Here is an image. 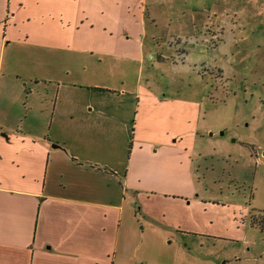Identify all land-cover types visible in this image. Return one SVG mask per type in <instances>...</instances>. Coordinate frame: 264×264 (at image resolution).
<instances>
[{"label":"crops","instance_id":"crops-1","mask_svg":"<svg viewBox=\"0 0 264 264\" xmlns=\"http://www.w3.org/2000/svg\"><path fill=\"white\" fill-rule=\"evenodd\" d=\"M181 11L180 21L191 26L199 21L201 30L182 34L188 49H175L173 57L171 46L161 45L162 33L147 31L146 20L155 23L166 15L173 22ZM262 15L230 11L228 0H0V264H164L139 254L146 229L137 213L154 229L190 232L173 221L162 223L163 216L149 214L146 203L154 195L168 202L187 200L186 192L173 191H186L183 184L193 177L194 128L186 133L192 134L188 147L184 141L190 139L183 141L185 132L178 129L180 114L186 116L180 107L192 104L172 94L160 96L138 75L132 148L124 164L109 163L100 156L118 152V146L97 144L93 136L111 133L105 120L122 123L126 117L113 108L92 107L95 115L80 120L77 97L60 92L83 86L76 76L91 69L80 62L85 54L140 61L148 36L152 40L146 43L160 44L161 61L172 54L181 63L191 51L212 53L225 46L229 38L220 34L219 22L229 23L236 36L256 34L263 42L255 43L264 44ZM217 34L226 39L212 44ZM105 67L110 76L124 69ZM214 67L224 74L222 64ZM36 68L75 77L42 78ZM48 83L55 84L54 96ZM60 102L66 109L58 113ZM156 131L161 132L152 136ZM164 153V159H156ZM153 156L156 165L149 160Z\"/></svg>","mask_w":264,"mask_h":264},{"label":"rangeland","instance_id":"rangeland-1","mask_svg":"<svg viewBox=\"0 0 264 264\" xmlns=\"http://www.w3.org/2000/svg\"><path fill=\"white\" fill-rule=\"evenodd\" d=\"M240 2L245 5L240 7ZM228 7L233 12L242 8L248 14L264 15V0H228ZM179 8L183 10L186 7ZM183 15L182 11L175 13L173 22H168L166 15L155 23L146 20L147 31L162 33L165 38L161 45L165 49L171 46L173 57L178 56L175 49L189 45L182 34L187 36L201 30L199 21L193 26L180 21ZM219 25L220 34L227 35L229 39L217 34L212 44L226 39L225 46L212 53L191 51L184 63L179 59L172 60L171 55H163L165 59L161 61L160 44L155 41L153 45L146 43L152 40L151 36L145 39L144 49L148 50L141 55L140 61L85 54L80 62L91 69L79 71L81 75L76 76L83 86L74 91L70 87L62 88L60 92L61 97L66 93L77 97L82 112L78 117L80 120L95 115L92 107L113 108L114 112L119 111L118 114L126 117V124L105 120L103 126H108L111 133L93 136L97 144L107 143L109 148L118 146V152L112 150L100 156V161L109 163L120 161L124 164L132 148L134 113L139 102L136 90L138 75L143 83L148 79L154 84L150 88L160 96L172 94L192 104L180 107L186 116L182 118L180 114L178 129L185 132L183 141L190 139L184 141L185 147L193 139V177H188L186 183V177H182L186 191L181 188L173 191L177 196L186 192L187 200L168 202L162 195H154V200L146 203L149 214L163 216L162 223L173 221L190 229V232L169 233L154 229L150 220L142 219L137 213L146 229L139 254L145 255L149 261L156 259L164 264H264V230L261 229V226L264 229V44H259L263 41L256 34L243 38L236 36L229 23L227 27L222 22ZM248 45L255 48L242 49ZM147 52L150 54L146 55ZM106 63L124 65V69L116 70L110 76ZM220 64L224 74L214 67ZM63 72L58 70L55 73L54 69L48 73L42 68L35 71L36 75L52 80L66 78L69 81L75 77L73 73L67 75L66 71ZM95 83L108 87H91ZM53 84L46 85L52 96L57 93ZM68 104L66 106L70 108ZM70 105L74 107L75 102ZM59 107L58 113L65 105L60 102ZM191 128H194L193 138L191 133L186 134ZM159 132L151 134L157 136ZM108 137L110 140L107 141ZM165 156L164 153L156 159H164ZM149 160L154 165L158 163L154 156ZM182 174H185L184 170Z\"/></svg>","mask_w":264,"mask_h":264},{"label":"trees","instance_id":"trees-1","mask_svg":"<svg viewBox=\"0 0 264 264\" xmlns=\"http://www.w3.org/2000/svg\"><path fill=\"white\" fill-rule=\"evenodd\" d=\"M261 229L264 230V229L262 228V226H261Z\"/></svg>","mask_w":264,"mask_h":264},{"label":"water","instance_id":"water-1","mask_svg":"<svg viewBox=\"0 0 264 264\" xmlns=\"http://www.w3.org/2000/svg\"><path fill=\"white\" fill-rule=\"evenodd\" d=\"M222 134V133H221Z\"/></svg>","mask_w":264,"mask_h":264}]
</instances>
